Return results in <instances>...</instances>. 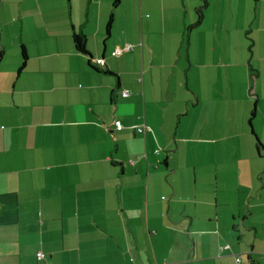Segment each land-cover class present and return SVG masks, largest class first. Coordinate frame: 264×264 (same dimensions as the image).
<instances>
[{
	"label": "crops",
	"instance_id": "crops-1",
	"mask_svg": "<svg viewBox=\"0 0 264 264\" xmlns=\"http://www.w3.org/2000/svg\"><path fill=\"white\" fill-rule=\"evenodd\" d=\"M123 1L0 0V264H264L263 0Z\"/></svg>",
	"mask_w": 264,
	"mask_h": 264
},
{
	"label": "rangeland",
	"instance_id": "rangeland-1",
	"mask_svg": "<svg viewBox=\"0 0 264 264\" xmlns=\"http://www.w3.org/2000/svg\"><path fill=\"white\" fill-rule=\"evenodd\" d=\"M241 2H243V6H242ZM216 4L218 5V8L220 10L224 11V16H225L226 19H224L223 21L225 23V26L230 28V30H232L231 35H229L230 38H231L230 41L232 43L235 42L236 44L240 45V47L246 48V46L248 44L247 43V39L244 38L243 30L241 31V29H242V27L251 25L249 20L251 19V17H253V9H251L249 6L247 7V5L244 2V0H213V6L214 5L216 6ZM120 6H121V9L129 10V9H131L132 3H129V1L127 0V1H123L120 4ZM251 6H253V5H251ZM260 6H262V9H263V16L260 18L259 21H256L255 24L254 23L252 24L251 28H253V32L256 29L258 22H259V24L264 25V0H263L262 4ZM231 10L236 12L234 21L231 20L230 17H229L230 16L229 11H231ZM248 10L250 11V13H249ZM209 11H207V18L204 21V24L208 25V26H210L209 25L210 23L207 22V19L209 18ZM247 14H251V15L249 17H246ZM237 16H239L238 17L239 19H237ZM219 17H220V15H219ZM217 20L219 21V24H222V22H220L222 20V16H221V20L218 19V17H217ZM246 20H248V21H246ZM236 21H238V24L234 23ZM214 23L215 22L213 21V23L211 24V27L214 26ZM237 26L240 27V31H237V33H235L234 29L237 28ZM254 34L257 37V33H254ZM252 35H253V33H252ZM219 36H220V33L217 34V38H219ZM222 36H223V34H222ZM230 72H231V70H230ZM225 87H231L229 89V90H232L231 92H237L236 88H235L236 87L235 85L231 86V85H229V83L226 82L225 83ZM220 101H221V107L222 108L223 107L225 108L228 105L233 104V101H232L231 98H228V100H226L224 97H222L220 99ZM238 101H239V98H236L235 101H234L235 104L238 105ZM181 150H182V148H179V151H181ZM224 164L226 165V163H224ZM212 177L213 176H211L210 179L209 180L207 179V180L208 181H214ZM218 180H219V184H221L222 181H221V175L220 174L218 175ZM163 196L164 197H163V199L161 198V201H163L166 198V195H163ZM240 263H241V261H240Z\"/></svg>",
	"mask_w": 264,
	"mask_h": 264
},
{
	"label": "trees",
	"instance_id": "trees-1",
	"mask_svg": "<svg viewBox=\"0 0 264 264\" xmlns=\"http://www.w3.org/2000/svg\"><path fill=\"white\" fill-rule=\"evenodd\" d=\"M119 2H120V0H112V7L115 8L119 4ZM206 6H207V0H200V4L195 8V11L197 12V15H198L197 20L194 24L191 25L192 27L199 23V21L202 18L203 10L206 8ZM112 18H113V13L110 12L108 17H107L106 24H105V34L106 35L109 34V31L111 28V23H112ZM71 39H72V43H73L76 51L88 55V52H87L86 47H85L86 37H85V34L83 33V31L81 29L80 30H73L71 33ZM21 54H22V61H21L20 65L17 69L18 73L24 68L25 58H26L23 50L21 51ZM0 57H1V52H0ZM90 66L93 67L92 65H90ZM248 122L250 123V120H248ZM254 138H255V149H256L257 153H260L261 143L257 139L256 136H254ZM240 261H241V259H240Z\"/></svg>",
	"mask_w": 264,
	"mask_h": 264
},
{
	"label": "built area",
	"instance_id": "built-area-1",
	"mask_svg": "<svg viewBox=\"0 0 264 264\" xmlns=\"http://www.w3.org/2000/svg\"><path fill=\"white\" fill-rule=\"evenodd\" d=\"M132 48H133L132 45H130V44H126V45H124V47H122V48H119V47L115 48V49L113 50L112 54H113V55H118V54L121 53L122 51H130V50H132ZM129 94H130V91L127 90V89H122V90L120 91V95H121L122 97H126V96H128ZM113 123H114V126H115L116 129H119V128H121V126H122L121 123H120V121H118V120H115ZM135 130H136L137 133H143L144 131L147 130V128L142 124V125L135 126ZM42 256H43V254H42L41 252H37V253H36V257H37V259L41 258ZM129 259H130V261H133V258H132V257H130ZM154 264H166V263H154ZM235 264H241V263H240V257H239V256H236V257H235Z\"/></svg>",
	"mask_w": 264,
	"mask_h": 264
}]
</instances>
